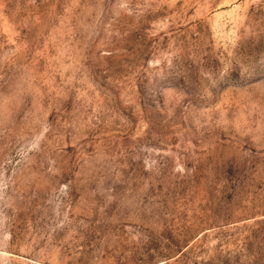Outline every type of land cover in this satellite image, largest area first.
Here are the masks:
<instances>
[{
	"label": "rangeland",
	"instance_id": "374dc122",
	"mask_svg": "<svg viewBox=\"0 0 264 264\" xmlns=\"http://www.w3.org/2000/svg\"><path fill=\"white\" fill-rule=\"evenodd\" d=\"M0 264H264V0H0Z\"/></svg>",
	"mask_w": 264,
	"mask_h": 264
}]
</instances>
